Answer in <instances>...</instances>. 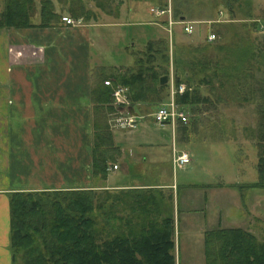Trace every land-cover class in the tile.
<instances>
[{"label": "crops", "instance_id": "crops-1", "mask_svg": "<svg viewBox=\"0 0 264 264\" xmlns=\"http://www.w3.org/2000/svg\"><path fill=\"white\" fill-rule=\"evenodd\" d=\"M51 1L61 16L81 18V22L71 24L60 18L51 25H38L40 0H35L36 10L31 16L35 25L0 28V264H21L16 259L18 254L12 257L9 241L8 198L14 190L90 189L98 195L107 194L108 236L114 249L110 259L114 264H137L141 255L131 254L130 247H148L167 216L173 219L175 264L181 231L202 234L218 228L240 227L253 232L256 207L254 203L250 207L241 192L228 193V198L237 193L228 203H235L238 211L232 213L233 208L229 211L227 198L222 196L225 211L214 216L209 211L214 202L213 183L182 181L175 176L176 168H184L196 156L176 142L189 140L187 133L192 130L180 120L172 124L158 123L151 118L158 127L171 126L175 142L172 138L168 144L161 142L158 133H155L158 138L146 136L150 135L148 130H142L144 135L139 136V130L134 129L135 117L120 109L119 121L123 122L116 129L110 127L112 158L106 173L92 171L94 87L100 83L94 76L98 57L93 53L96 39L92 28L114 22L84 19L82 15L73 17L66 7L69 0ZM78 1L80 7L90 5ZM100 70L101 66L99 73ZM112 113L106 111L107 117ZM138 113V117L147 116ZM127 118H130L129 124L124 123ZM247 138L237 136L230 140H239L244 162L248 160V153L251 154L243 149L245 142L255 148L256 160L249 162L250 173L242 166L240 171L244 175L238 177L239 181L228 180L218 186L228 189L259 186L255 184L258 178L256 140ZM179 150L188 151L191 160L174 167L172 154ZM159 163L166 164L167 178L162 169L153 171ZM181 184L188 190L184 195L180 194ZM195 188L204 192H189ZM182 210L192 216L181 219ZM197 212L202 214H197L194 220ZM144 232L150 237L142 244L140 238ZM192 239L193 235L188 233L184 241L189 245L190 241L194 243ZM202 242L199 241L204 249Z\"/></svg>", "mask_w": 264, "mask_h": 264}, {"label": "trees", "instance_id": "trees-1", "mask_svg": "<svg viewBox=\"0 0 264 264\" xmlns=\"http://www.w3.org/2000/svg\"><path fill=\"white\" fill-rule=\"evenodd\" d=\"M0 28L26 27L35 25L31 16L36 10L35 0H1ZM40 20L38 25H51L61 18L51 0H40ZM124 0H116L115 10L118 16L120 5ZM188 0H173L171 13L181 16V10ZM168 2H160L157 6L166 7ZM228 11L233 14L232 4L227 1ZM97 7L103 10L109 5L104 0H96ZM155 6L151 4L148 7ZM83 8V11L80 9ZM77 16L84 19L96 18L97 15L88 7H80ZM248 15L250 13L247 12ZM96 15V16H95ZM152 15V14H151ZM164 16V17H163ZM163 17V19H161ZM167 25V15L153 17ZM250 30H258L264 22V14L248 20ZM247 24V23H246ZM195 26L194 33H197ZM215 32V31H214ZM216 41L206 40L203 44L194 45V50L203 51L207 47L224 50L225 62L219 58L209 61H198L199 71L211 67L204 72L199 81L211 82L217 79L234 77L239 79L244 73L245 78L254 80L249 91L257 94V108L259 112V138L255 141L257 148L256 168L258 178L256 185L264 186V44H257L250 34L238 37L232 44H223L219 30ZM253 32V31H252ZM185 33V32H184ZM206 35V34H205ZM216 37V33H215ZM163 36L150 38L144 50L136 55L130 65L113 66V70L104 76V79L94 87L95 111L103 114L106 111H120L121 106H115L111 95L117 85L126 89L129 103L138 105L150 102L155 107L169 97V81L160 83V75L169 76V58L164 45ZM180 47H174L172 61V78L174 84L184 83L183 92L175 94L177 102H186L193 106L197 102L196 91L198 86L191 83L194 73L191 67L194 62L183 59ZM202 49V50H201ZM157 55L160 61H157ZM205 57V56H204ZM122 67V68H121ZM106 66H101L100 72ZM260 72V75L257 74ZM109 83H104V80ZM239 84V81H238ZM197 85V84H196ZM199 94V93H198ZM197 96V97H196ZM207 98V97H206ZM92 142V171L106 173L108 161L112 158L109 148L112 142V130L105 121L94 119ZM90 189H42V190H14L9 193V241L12 257L21 254L22 264H114L111 261L113 254L111 241L108 236V195H98ZM104 223L105 228L97 226ZM141 236V243L149 240L150 235ZM146 234V235H145ZM149 234V233H148ZM139 239V240H140ZM137 245L130 247V253L141 255L137 264H175L173 219L167 216L163 219L162 227L156 231L155 240L149 242L148 247ZM205 264H264V239L260 240L246 229L240 227L218 228L205 232L204 237Z\"/></svg>", "mask_w": 264, "mask_h": 264}, {"label": "rangeland", "instance_id": "rangeland-1", "mask_svg": "<svg viewBox=\"0 0 264 264\" xmlns=\"http://www.w3.org/2000/svg\"><path fill=\"white\" fill-rule=\"evenodd\" d=\"M85 1L87 5L90 4L87 7L93 10L99 21L114 22L92 28V32L95 35L94 38L96 39L93 47L94 56L96 58L98 57L95 60L96 64L106 66L103 73H99L100 66H94V76L98 78L100 82L104 79V75L113 70V66L116 67L117 65L126 63L131 64L136 55H139L141 53L140 51L145 49L146 42L150 38L155 39L160 36L165 38V43L161 45V48L165 49L170 60L169 76L167 80L169 81V89L172 74L171 59L174 57V47L179 46L181 48L180 52L183 59L188 58L195 63L190 70V73L196 71L191 83L199 87L200 91H196L199 99L196 96L197 102L193 106H190L186 102H177L179 106L183 107L187 114V120L185 122L180 119L178 120L182 122V125H187L188 128H192V130L189 134L187 133L189 140L186 139V141L182 142L178 140L176 142L193 153H196V156L194 162L188 163L184 168H176L174 170L175 176L178 180L182 178V181L213 183L214 202L212 203L213 207L209 211H211L214 216L217 215L218 212L223 215L225 211L223 206L225 199H223L222 196L227 198L226 208L229 209V211L231 208H233L232 213L238 211L237 206L234 205L235 203H228V199L233 201L237 193H234V196H231V198H228L230 197L228 193L232 191L241 192L243 196L246 197V202L250 203V207L253 203L256 207L255 213L257 214V218L252 226L253 232H250L253 233L257 239L263 240L264 187L255 186L228 189L218 186V183L228 180L239 181L238 177L244 175L240 171V168L245 166L247 168L246 173H250L251 168L249 162L256 160L255 148L249 142H245L246 147H243V149H248L251 154L248 153V160L244 162V159L241 158L242 148L238 147L239 140H230V138L237 136L248 137L247 139H251L252 141L259 140L260 138L256 136L260 118L257 101L255 100L257 94L249 91V86L254 85V80L245 78L244 73H241L239 79L230 77L229 79L224 78L223 82L217 79L211 82L199 81L202 74L204 72H209L211 67L201 72L199 71L200 62L198 61H206L208 60L207 58H209V61L212 63L214 58H219L223 60L222 62H225L227 60L221 57L227 55V51L225 54L224 50L211 47H207V49L203 51H196L194 50V45L205 43L209 30L215 31L216 37L212 39V41H216L219 37L217 34L219 30L221 35L219 39H221L223 44L230 45L238 37L250 34L257 44H261L262 46L264 44V22L261 24L262 27L260 29L254 31L250 30L251 26L248 20H251L252 17H259L264 14V0H188L181 10V16H184V20H195L197 22L194 23L196 27H198L197 33H194V30L191 33H184L182 29L183 23L179 21L181 16L177 17L173 12L172 18L176 22L173 23L171 27V34H169L167 30V25H163L159 19L153 20L152 18V15L157 18L161 15L156 16L152 13L151 15L147 10L151 4L157 6V4L164 1L172 4L173 7V0H124L120 5L118 16L115 10L116 0H109V5L103 10L97 7L96 0H83V2ZM104 1L108 2V0ZM227 1L232 4L233 14L228 11ZM80 6L81 4L78 0H69L66 7L69 14L76 17V13L73 14V12H78ZM1 7L2 1L0 0V8ZM247 12L250 13V15H248ZM163 17H161V19H163ZM157 61H160L159 55H157ZM120 66L123 67L125 65ZM257 74L260 75V72H257ZM124 90L127 95L125 88ZM134 107L143 115H147L143 118L138 116L135 117L137 123H134V129L139 130L137 133L139 136L142 134L144 135L142 130H148L147 132L150 133V135L146 134L148 137L158 138L155 135V133H158L162 139V141L161 139L159 141L171 144L173 138L175 142V135L172 137V128L170 125L162 128L151 121V118H153L151 113L155 110L154 104L145 101L138 105H134ZM94 119H97L99 122H107L109 127L113 129L118 128L120 122H123L122 120L119 121L121 118H119V113L117 112L109 114L108 117L105 113L104 117L103 114L101 115L100 112L96 111V117H94ZM252 135L255 137L254 140ZM161 169L163 173H165L164 178H167L166 164L162 165L159 163L153 168V171L157 173V171ZM254 172L256 173L255 170ZM180 186V194H186L188 190H186L182 184ZM189 192L203 193L204 189L195 188L190 189ZM258 202L259 205H257ZM222 208L224 209L223 212ZM194 214V220H196V215L202 213L197 212ZM187 216L188 214L186 211L183 212L182 210L180 213L181 219ZM191 216L192 214L189 213L188 217L190 218ZM97 226L105 228L102 222L98 223ZM198 232L199 231H191L185 233L181 231L177 264H203L204 249L203 246H200L199 241H204L205 232L202 234ZM188 233L193 235L194 238V240L192 239L194 243L190 241L189 245L184 241L188 238ZM190 238H192V236ZM17 254L18 258L16 259H19L22 264L21 254ZM173 254L175 261V247L173 249Z\"/></svg>", "mask_w": 264, "mask_h": 264}, {"label": "built area", "instance_id": "built-area-1", "mask_svg": "<svg viewBox=\"0 0 264 264\" xmlns=\"http://www.w3.org/2000/svg\"><path fill=\"white\" fill-rule=\"evenodd\" d=\"M169 3V2H168ZM149 11L158 16L167 14V30L169 31V34H171V27L173 23L176 21L172 18L171 13V4H167L166 7H160V6H152L150 7ZM62 20H64L66 23H80L81 18L73 19L68 15H62ZM179 21L182 24V29L186 33H191L194 30V27L196 26L194 23H197L195 20H183L179 19ZM215 38V33L211 30L207 32V39L212 40ZM170 89H169V98L165 101L160 103L155 110L152 112V117L155 122L158 123H175L176 120L180 119L181 121L185 122L187 120V114L184 111L183 107L179 106L177 104V101L175 100V94L183 92L185 89L184 83H179L177 86L173 82L172 74L170 78ZM105 83H109V80H105ZM113 96V102L117 105H124L127 106L129 104V100L127 98V95L125 94V90L121 86H117L114 88V91L112 92ZM130 118L125 119V123L129 124ZM191 160L190 154L186 150H179L174 151L172 154V165L174 167H181L185 163L189 162Z\"/></svg>", "mask_w": 264, "mask_h": 264}, {"label": "water", "instance_id": "water-1", "mask_svg": "<svg viewBox=\"0 0 264 264\" xmlns=\"http://www.w3.org/2000/svg\"><path fill=\"white\" fill-rule=\"evenodd\" d=\"M184 16H181V19H183ZM168 80V74H162L160 75V83L164 84ZM121 110L127 111L131 116L137 117L139 115L138 111L135 110V107L131 104L127 106H121Z\"/></svg>", "mask_w": 264, "mask_h": 264}]
</instances>
